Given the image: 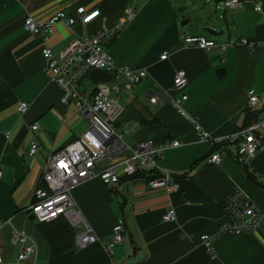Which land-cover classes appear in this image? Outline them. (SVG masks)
<instances>
[{
  "label": "crops",
  "instance_id": "0c3cea01",
  "mask_svg": "<svg viewBox=\"0 0 264 264\" xmlns=\"http://www.w3.org/2000/svg\"><path fill=\"white\" fill-rule=\"evenodd\" d=\"M196 2L136 0V18L107 46L116 66L147 72L132 90L112 94L123 107L116 128L124 132V140L130 145L151 142L156 146L180 142L156 157L159 170L169 172L178 186L170 193L151 189L143 174L123 178L117 187L93 178L72 190L76 208L99 238L107 242L114 226H123V240L108 255L98 242L84 248L76 245L80 226L72 227L63 217L38 223L26 218L24 209L32 202L45 158L90 125L73 103L60 101L61 91L50 80L43 49L49 46L60 51L77 36L114 28L131 0H0V223L34 238L51 264H264V149L241 162L234 157L236 147L224 144L217 148L220 164L208 163L213 148L198 137L191 123L167 100L149 102L160 91L179 96L173 89V77L182 69L188 78L183 108L211 136L236 132L247 123L249 113L258 112L260 118L264 101L249 108L247 92H264V45L254 49L237 45L223 53L183 46L185 32L203 35L183 30L180 21L184 18L200 17L198 26L222 34L216 21H208L213 16L194 12ZM255 2L260 3V12L254 9ZM79 7L99 14L81 24L76 13ZM226 9L231 12L226 35L211 38L217 42L247 38L264 44V0ZM58 10L74 15L76 24L57 23L46 41L24 29L27 17L43 20ZM163 52L167 59L160 58ZM115 82L111 72L92 69L82 79L81 88L94 90L99 84ZM119 82L126 84L122 76ZM20 102L29 103L22 116L17 112ZM34 121L40 127L32 132L29 126ZM33 139L39 149L31 156L28 149ZM235 190H241L262 212L260 222L249 232L216 237L212 257L200 236L215 233L228 220L223 206ZM171 207L176 220L165 222L162 216Z\"/></svg>",
  "mask_w": 264,
  "mask_h": 264
},
{
  "label": "built area",
  "instance_id": "2783aa9c",
  "mask_svg": "<svg viewBox=\"0 0 264 264\" xmlns=\"http://www.w3.org/2000/svg\"><path fill=\"white\" fill-rule=\"evenodd\" d=\"M135 1L131 0L124 17L115 24L114 28L100 29L91 34L77 36L60 51H54L49 46L43 49L50 80L57 84L61 91L60 101L64 105L73 103L77 110L89 119L90 125L80 136L72 139L63 147L53 150L45 158L32 202L24 209L26 218L38 223H47L63 217L72 227L80 226L81 229L74 237L76 245L84 248L98 242L108 255H111L113 247L123 240V226L121 224L114 226L109 241L106 242L99 238L76 208L72 196V190L76 186L87 180L98 178L105 185L117 187L121 179L143 174L147 175V183L151 189L170 193L178 187L172 181L169 172L159 170L156 161V157L161 156L164 149L179 146L178 140L164 142L157 146L151 142L130 145L124 140V132L116 128L118 118L123 111L118 98L112 96L121 89L119 77L122 76L126 81L124 88L132 90L147 76L145 69L134 71L127 66H116L107 48L111 39L136 18ZM248 2L249 0H220V5L224 9L238 8ZM254 9L257 12L261 11L259 2H255ZM76 13L80 23L87 24L98 16L99 11H87L84 7H79ZM57 23L72 27L76 24V17L64 10H58L43 20L27 17L23 26L26 31L46 41ZM182 44L185 47L205 50L215 48L220 53L237 45H244L249 49L264 45L247 38L217 42L211 37L192 35L187 32L182 36ZM167 57V52L160 55L162 60ZM92 69L111 72L116 82L111 86L99 84L94 90L82 89L81 81ZM187 84L186 72L182 69L176 70L173 77V89L179 92V96H170L165 91H160L151 95L149 102L157 104L167 100L182 117L191 123L198 137L208 141L214 148L207 158L208 163L220 164L221 155L217 148L224 144L236 147L234 157L241 162L254 157L257 151L264 149V108L258 120L247 121L245 125L228 136L213 137L183 108V102L187 100V95L184 93ZM263 101L264 92L256 93L254 90H248L247 106L249 108H254ZM28 107V102H20L17 106L18 114L22 116ZM39 127L38 121L32 122L29 126L32 132L37 131ZM38 149V142L33 139L28 149L29 155L34 156ZM223 208L228 220L222 223L215 233L200 236V243L212 257L215 255L212 242L216 237L249 232L257 227L262 216V212L241 190L232 192ZM162 220L175 221V208L168 209L163 214ZM6 225L8 224L0 223V230ZM9 240L12 245L19 246V251L15 256L17 263L37 264L38 246L34 238L23 230L12 228ZM4 260V254L0 248V264H5Z\"/></svg>",
  "mask_w": 264,
  "mask_h": 264
},
{
  "label": "rangeland",
  "instance_id": "374dc122",
  "mask_svg": "<svg viewBox=\"0 0 264 264\" xmlns=\"http://www.w3.org/2000/svg\"><path fill=\"white\" fill-rule=\"evenodd\" d=\"M195 6H196L195 10L193 8H188V9H191V11L194 10V12H197L198 14H200L201 12H205L213 16L212 18H209L208 21H210L211 23L216 21L214 25L220 26V28L222 29L221 35H214L213 37H216L217 39L224 38V36L227 33L226 22L227 21L229 22V15L231 13L230 9L225 10L220 4H216L215 0H197ZM224 13H225V19L223 18ZM177 14L180 17L181 12L178 11ZM186 16H188V14H186ZM183 20L187 21L188 19L184 18ZM200 20L201 18L196 16L194 18H191V20H188L186 25L182 26L183 30L188 29L192 33H201L207 37H212L209 33L206 32L204 28L197 25L199 24L198 22H200ZM119 83L121 85V89L119 92L114 93L115 96H119L120 92L125 89L124 88L125 84L121 82ZM119 130H121V128H119ZM10 228L11 226H6L5 228L0 230V248L2 249V252L4 254L5 264H20L15 261V256L19 251V246L12 245L9 240L11 233ZM37 246H38V257L36 261L37 264H51L50 262L47 261V259L44 258V251H42L41 253L38 243Z\"/></svg>",
  "mask_w": 264,
  "mask_h": 264
},
{
  "label": "water",
  "instance_id": "95a60500",
  "mask_svg": "<svg viewBox=\"0 0 264 264\" xmlns=\"http://www.w3.org/2000/svg\"><path fill=\"white\" fill-rule=\"evenodd\" d=\"M187 22H188V20L187 21H184V22H181V24L184 26V25H186L187 24ZM206 30V32L207 33H209L210 35H217V34H220L221 32H217V31H215L214 29H211V28H206L205 29Z\"/></svg>",
  "mask_w": 264,
  "mask_h": 264
},
{
  "label": "trees",
  "instance_id": "16d2710c",
  "mask_svg": "<svg viewBox=\"0 0 264 264\" xmlns=\"http://www.w3.org/2000/svg\"><path fill=\"white\" fill-rule=\"evenodd\" d=\"M262 110H263V109H262ZM262 110H261V112H262ZM257 113H258V112H252V113H249V115H248V122L258 120L259 118H258V116H257ZM259 114H260V113H259ZM256 116H257V118L254 119V117H256ZM259 117H260V115H259ZM213 151H214V148H213Z\"/></svg>",
  "mask_w": 264,
  "mask_h": 264
},
{
  "label": "snow or ice",
  "instance_id": "6c2138e0",
  "mask_svg": "<svg viewBox=\"0 0 264 264\" xmlns=\"http://www.w3.org/2000/svg\"><path fill=\"white\" fill-rule=\"evenodd\" d=\"M83 11V10H82ZM63 166V165H62Z\"/></svg>",
  "mask_w": 264,
  "mask_h": 264
}]
</instances>
